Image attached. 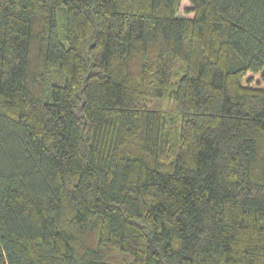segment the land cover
<instances>
[{
	"label": "trees",
	"instance_id": "16d2710c",
	"mask_svg": "<svg viewBox=\"0 0 264 264\" xmlns=\"http://www.w3.org/2000/svg\"><path fill=\"white\" fill-rule=\"evenodd\" d=\"M189 2L0 0V264H264V0Z\"/></svg>",
	"mask_w": 264,
	"mask_h": 264
},
{
	"label": "rangeland",
	"instance_id": "374dc122",
	"mask_svg": "<svg viewBox=\"0 0 264 264\" xmlns=\"http://www.w3.org/2000/svg\"><path fill=\"white\" fill-rule=\"evenodd\" d=\"M189 6H191L189 0H182L181 8L178 14L183 17H192L194 14L186 11V8H188ZM250 75H252L256 80L260 78V75H254L251 73Z\"/></svg>",
	"mask_w": 264,
	"mask_h": 264
}]
</instances>
